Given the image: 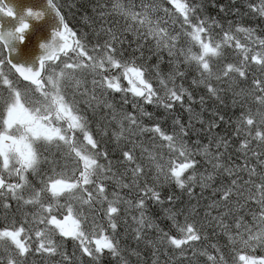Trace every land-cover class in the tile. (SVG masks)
Segmentation results:
<instances>
[{
	"label": "snow or ice",
	"instance_id": "snow-or-ice-1",
	"mask_svg": "<svg viewBox=\"0 0 264 264\" xmlns=\"http://www.w3.org/2000/svg\"><path fill=\"white\" fill-rule=\"evenodd\" d=\"M248 8L264 18V0L258 4L250 0ZM204 11L196 0H141L139 5L114 0L108 15H119L124 24L118 26L116 20L105 27L101 11L96 42L89 47L88 34L74 31L54 0H47L44 7L0 0L5 18L0 20V208L5 212L0 264H28L35 253L47 258L60 255L63 264H76L61 251L57 234L78 242L77 249L91 258L90 264L105 252L116 264H132L130 257L140 254L133 249L126 256L117 239L121 198L113 193L114 198L108 199L109 179L143 193L135 201L140 218L133 217L137 244L184 252L214 238L217 242L210 247L215 254L205 251V264H229L228 256L231 264H264V255L255 254L264 249V33L239 22L230 21L225 27ZM51 12L58 22L47 19ZM241 34L245 39L239 38ZM182 38L183 46H178ZM249 69H258L260 75L253 76L247 91L236 93L244 97L236 127L243 163L226 158L220 150L228 147L225 138L207 145L197 140L191 147L190 121L199 116L192 107L197 90L204 93L202 105L205 96L221 100L230 84L247 80ZM189 77L191 83L185 87ZM186 102H192L188 124L171 115ZM129 104L131 111L124 107ZM152 105L157 106L155 113L147 111ZM161 106L169 114L164 120L159 118ZM218 118L224 120L223 115ZM142 120L150 127H143ZM214 127L215 120L209 130ZM138 132L150 133L158 143L143 148L138 156L137 144L129 140L120 147L117 162L135 166L113 173L106 141L115 137L120 142ZM161 178L189 196L197 185L211 187L216 199L201 217L195 206L171 204L175 197L169 195L165 211L173 224L163 232L144 212L145 197L163 204L157 191ZM9 201L35 209L31 219L9 221ZM97 204L107 227L97 221ZM181 215L183 223L177 219ZM146 228L159 234L148 238Z\"/></svg>",
	"mask_w": 264,
	"mask_h": 264
},
{
	"label": "trees",
	"instance_id": "trees-1",
	"mask_svg": "<svg viewBox=\"0 0 264 264\" xmlns=\"http://www.w3.org/2000/svg\"><path fill=\"white\" fill-rule=\"evenodd\" d=\"M62 9V13L65 16L66 21L69 23V26L80 34H88L89 39L92 41L89 44V47H92L96 42L95 32L99 29L100 24L102 23L99 13L101 11L105 12L104 17V26L108 27L109 22L119 20V25L124 24L123 18L119 15H108L111 12V4L114 0H54ZM123 3L135 2L137 5L141 3V0H122ZM157 3H161L162 0H156ZM197 3H200L204 7V15L210 16L225 27L228 26L229 22L236 24L237 22L242 23L244 26H250L256 30L257 34L264 33V18H261L259 15L254 14L249 10L248 4L250 0H196ZM251 2L259 3V0H251ZM223 5V10L221 6ZM166 6V5H165ZM174 19V18H173ZM170 27L172 26V21H169ZM174 27L176 30L180 29L179 21H176ZM103 38V33H101ZM129 39H132L131 34H129ZM241 40L245 39L243 34L239 37ZM178 46H183V38L178 42ZM150 55V53L145 52V56ZM165 62L167 61V53H164ZM167 67L165 63V68ZM259 70L249 69L247 80L239 78L236 80L235 84H230L227 87L226 92L221 93V100H216L215 97L209 99L207 96L204 97V104L200 103V96L203 95L202 90H197L196 95L194 96L195 103L192 104L193 112L199 113V116L191 119L190 114L187 111L189 104L192 102H186L183 107L180 105L176 106V111L171 115L180 117L185 124H188L189 121L194 128L193 135L188 143L191 147L194 148V142L199 140L202 144L207 145L213 139L220 140L225 138L228 141V147L225 149L221 147V151L225 153L226 158H230L233 161L243 163V157L239 155L238 148L240 137L236 134L237 119L240 115V102L244 99L242 96H237L236 93L241 92V90L247 91L251 87L253 76H259ZM89 79V87H91ZM192 77H189L185 82V87L191 83ZM181 83V81H177ZM21 87H24L22 85ZM225 87V85H221ZM117 102H119L120 97H117ZM236 103H233V101ZM223 101V102H221ZM250 105V101L245 104V107ZM125 109L132 110L131 105H125ZM147 111L156 112L157 106L152 105L147 108ZM159 112L163 113L159 118L164 120L169 116L168 113L164 112L163 107L159 108ZM135 114V112H134ZM223 115L224 120L220 121L218 116ZM215 120L216 127L209 130V123ZM203 121V125H201ZM143 127H150L143 120L140 121ZM172 120H168L167 127L171 128ZM129 140L134 141L137 144V155L141 154L143 148H150L151 145L155 142L150 133L145 132L140 134L139 132L129 137L128 139H122L120 142H117L115 137H112L111 140L106 141V144L109 148V151L112 153L110 159L112 161V172L118 173L122 172L125 167L131 168L134 167V164L123 165L117 161L120 158V147H123L124 144L128 143ZM158 143V142H155ZM131 147V144H129ZM213 149L215 148V143L212 145ZM255 148V143H253ZM146 156L147 154L144 153ZM167 158V154L165 153ZM200 156H197V159H200ZM102 163H107V161H102ZM203 171V169H201ZM154 174L151 173L150 175ZM190 174V173H189ZM227 175L226 173L224 174ZM246 178V174H245ZM39 178L37 177V180ZM217 182H220L219 179ZM124 183H130L129 179H125ZM108 199L111 200L114 198L113 193H116L121 198L119 204V214L116 218L117 222V239L121 243V248L125 249V255L127 256L128 252H131L133 249L139 252V258L136 256H131L132 264H136L139 259L140 264H152L153 260L158 261V264H205L207 261V256L203 255L205 251L209 254H215L210 245L216 243V239L210 238L203 241V243H196L192 247L185 248L184 252L173 251L167 248L166 246H157L153 249L151 246L146 245L144 242L137 244L136 240L133 238V229L137 227L136 220L140 218V211L135 207V201L143 193L139 189H127L121 188L119 184L116 183L115 179H109L106 184ZM157 191L161 194V200L163 204H157L155 201L151 200L149 197H145L146 207H145V216L149 219H152L158 226L159 229L163 232H168L170 226L173 222L169 220L168 215L165 209L169 206L170 202L168 201V196L173 195L175 199L171 204L176 205L177 207L191 208L195 206L200 211V216L203 217L207 205H211L213 199L216 197L213 195L212 188L201 189L198 185L193 188V195L189 196L187 192H181L180 189L176 188L174 184L164 182L161 178L157 186ZM27 198V197H26ZM11 207L7 211V216L9 221L13 218L17 220H24L27 216L28 219H31V214L35 211L30 206H20L17 205L15 201H9ZM60 203L63 204L64 200L61 199ZM105 207L107 203L105 202ZM96 208V218L98 222L105 223L106 227V218L101 220L102 212L100 211V205H95ZM85 215H91L87 208L83 209ZM213 215L216 213L213 211ZM5 212L0 208V223H4ZM136 218V220L133 219ZM181 223H183V215L177 218ZM109 234H111L110 228L108 229ZM172 231H175V228H172ZM148 238L155 239L159 234L153 229H145ZM58 243L61 244V251L65 252L69 257V260L75 259L76 264H90V259L86 256H82L80 250L77 249L76 245L78 242H74L71 238L61 239L59 235L55 237ZM155 252V255H153ZM164 252V253H163ZM257 255H264V249H257ZM229 264H231V256H228ZM28 264H63V257L57 255L54 258L41 257L39 253L28 257ZM96 264H116L115 258L110 254L101 255V257L96 261Z\"/></svg>",
	"mask_w": 264,
	"mask_h": 264
},
{
	"label": "water",
	"instance_id": "water-1",
	"mask_svg": "<svg viewBox=\"0 0 264 264\" xmlns=\"http://www.w3.org/2000/svg\"><path fill=\"white\" fill-rule=\"evenodd\" d=\"M13 2H17V0H13ZM24 3L26 4V6H31L33 4H38L41 7H44V6L47 5V0H24ZM2 19H5V18L3 17L2 14H0V20H2ZM47 19L50 20V21L58 22V21H56L54 12L49 13ZM13 23H15V22L13 21ZM48 31H49V33L51 32V27L48 28ZM5 52H6V55H7V50L6 49H5ZM13 57H15V53H13Z\"/></svg>",
	"mask_w": 264,
	"mask_h": 264
},
{
	"label": "bare ground",
	"instance_id": "bare-ground-1",
	"mask_svg": "<svg viewBox=\"0 0 264 264\" xmlns=\"http://www.w3.org/2000/svg\"><path fill=\"white\" fill-rule=\"evenodd\" d=\"M170 220V219H169ZM164 253V252H163Z\"/></svg>",
	"mask_w": 264,
	"mask_h": 264
}]
</instances>
